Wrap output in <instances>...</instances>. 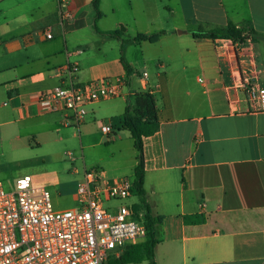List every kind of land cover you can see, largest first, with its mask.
Returning a JSON list of instances; mask_svg holds the SVG:
<instances>
[{
	"label": "crops",
	"instance_id": "0c3cea01",
	"mask_svg": "<svg viewBox=\"0 0 264 264\" xmlns=\"http://www.w3.org/2000/svg\"><path fill=\"white\" fill-rule=\"evenodd\" d=\"M8 1L0 0V127L53 115L39 112L36 96L66 79L67 67L78 68L76 83L124 78L122 95L104 101L119 100L108 118L121 117L127 99L143 91L158 109L159 130L142 140L145 202L162 218L155 264H264V108L242 88L264 89V0H161L165 15L154 17L153 0H109L111 25L101 0L100 32L158 35L125 46L129 75L120 41L95 31L90 0ZM228 23L253 34L241 45L193 36ZM90 25L94 36L85 34ZM100 37L117 42L116 58L100 56ZM146 44L159 48L155 70L136 76L129 48L141 53ZM96 104L85 106V118L95 119Z\"/></svg>",
	"mask_w": 264,
	"mask_h": 264
},
{
	"label": "built area",
	"instance_id": "2783aa9c",
	"mask_svg": "<svg viewBox=\"0 0 264 264\" xmlns=\"http://www.w3.org/2000/svg\"><path fill=\"white\" fill-rule=\"evenodd\" d=\"M66 0H58L59 5ZM64 17H72L69 9ZM45 39L53 38L51 30ZM76 66L67 67L66 79L50 91L40 92L35 104L40 113L59 114L65 127L79 130L84 108L93 103L120 97L126 85L122 77L76 83ZM147 73L142 79H147ZM249 103L264 108V89L243 85ZM112 127L102 123L100 131L109 135ZM94 170H84L76 188V207L55 210L45 186L29 175L17 178L11 189L0 182V264H111L122 251L145 238L144 212L129 203L133 181L107 180ZM120 201L119 206L104 203Z\"/></svg>",
	"mask_w": 264,
	"mask_h": 264
},
{
	"label": "rangeland",
	"instance_id": "374dc122",
	"mask_svg": "<svg viewBox=\"0 0 264 264\" xmlns=\"http://www.w3.org/2000/svg\"><path fill=\"white\" fill-rule=\"evenodd\" d=\"M12 1L9 0L8 4ZM160 1L153 0V8L156 9L153 10V17L155 12L165 15L162 9L165 1H162L163 4ZM29 6H24L27 8L24 13L29 11ZM110 8L109 0H106L103 5V21L109 25L117 20V17H112ZM87 31L85 34L95 35L91 25ZM97 39L96 44L101 48L100 56L106 60L116 58L117 42L107 37ZM141 51L137 47L129 48V56L139 61L136 76H140L145 68L149 72L155 70L153 62L159 48L146 44ZM135 82L133 80V84ZM117 102L119 100L93 105L97 111L95 119L84 118L78 132L72 127L63 126L59 114L16 121L12 125L0 127V182L6 189H11L17 178L29 175L35 183L49 190L53 208L61 210L77 206L75 192L83 179L84 170H94L99 177L107 180L127 178L133 181L136 152L131 136L120 128V117H107L118 110ZM102 123L112 127L109 135L101 133ZM137 201L133 195L126 202ZM120 204V201L104 203L108 211L111 206Z\"/></svg>",
	"mask_w": 264,
	"mask_h": 264
},
{
	"label": "trees",
	"instance_id": "16d2710c",
	"mask_svg": "<svg viewBox=\"0 0 264 264\" xmlns=\"http://www.w3.org/2000/svg\"><path fill=\"white\" fill-rule=\"evenodd\" d=\"M101 0H90V7L94 12V28L97 33L117 39L121 43L119 62L126 75L131 73V68L124 57V48L126 45L149 42L155 43L158 35L139 34L134 38L123 39L120 31L100 32L96 27L97 20L101 17L99 10ZM253 32L244 27H235L228 23L225 27H218L208 31H195L193 36L197 39H226L237 45H241L245 40L252 36ZM119 126L122 130L129 132L135 149V166L133 170V188L134 194L138 199V204L134 206L135 210L141 209L144 212L143 224L145 226V238L135 244L126 247L119 258L111 261V264H155V249L158 240L155 231L160 225L161 217H152L145 202V192L143 189L144 168H143V146L142 140L145 137L153 135L159 130L160 121L155 98L149 91H143L130 96L119 119ZM197 218L196 215L183 218L185 223Z\"/></svg>",
	"mask_w": 264,
	"mask_h": 264
}]
</instances>
